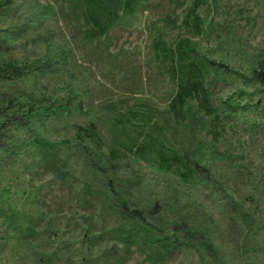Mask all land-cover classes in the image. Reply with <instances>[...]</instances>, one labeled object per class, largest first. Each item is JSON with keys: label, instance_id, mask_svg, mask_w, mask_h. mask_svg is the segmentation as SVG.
<instances>
[{"label": "rangeland", "instance_id": "obj_1", "mask_svg": "<svg viewBox=\"0 0 264 264\" xmlns=\"http://www.w3.org/2000/svg\"><path fill=\"white\" fill-rule=\"evenodd\" d=\"M190 4L139 0L133 14L105 36L87 41L79 31L80 0H15L0 15V43L13 55L44 57L41 61L50 63L49 72L31 73L17 89L64 95L74 86L85 111L95 107L93 118L109 140L110 113L117 108L141 98L162 112L167 109L174 87L155 59L152 42L162 36L172 44L188 36L198 58L210 61L208 85L218 121L210 125L208 117L197 116L189 130L182 125L179 131L171 118L166 123L216 182L193 187L170 172L141 164L134 166L135 182H126L131 188L121 189L136 192L134 200L127 197L131 206L155 199L171 202L197 229L208 230L207 237L218 247L215 264H264V88L249 81L253 66L264 59V0H206L199 9L203 22L197 33L184 24ZM4 32L11 33L7 45L1 42ZM79 116L40 115L35 125L14 130L3 140L0 264L214 262L197 242L177 248L160 263L148 260V246L127 249L118 237L124 222L81 152L71 148L47 158L38 154L33 139L39 134L50 141L68 139L74 124L85 121ZM2 189L8 198L1 197Z\"/></svg>", "mask_w": 264, "mask_h": 264}, {"label": "trees", "instance_id": "obj_2", "mask_svg": "<svg viewBox=\"0 0 264 264\" xmlns=\"http://www.w3.org/2000/svg\"><path fill=\"white\" fill-rule=\"evenodd\" d=\"M80 1L82 26L79 31L87 41L105 36L125 15L133 14L139 4V0ZM205 1L191 0L185 12L184 24L191 26L189 28L195 33L202 31L203 19L199 9ZM14 3L15 0H0V15L9 12ZM4 33L5 40L1 42L7 45L11 33ZM191 42L188 36L172 44H167L162 36L154 38L152 48L155 59L174 87L173 95L165 106L167 109L162 112L158 107H152L146 99L140 98L132 105L109 112L113 117L109 140L104 136L100 123L93 118L95 107L91 106L90 110L88 108L85 111L81 93L74 86L64 95L17 89L16 84L21 79L37 70L48 71L50 63L42 62L44 57L31 60V57L13 55L0 43V150L5 145L3 140L12 135L14 130L17 132L35 125L40 115L75 120L80 114L79 117L85 121L74 124L72 137L50 141L39 134L31 143L38 146V154L44 158L59 154L62 150H79L87 169L96 175L105 189L111 209L116 210L124 222H121L124 227H120L118 237L126 243L127 249L148 246V260L159 263L169 258L177 248L193 246L196 242L199 250L210 253L214 261L211 264L217 262L213 257H217L218 247L211 237H207L208 230L197 229L182 211L177 210V206L172 208L171 202L159 199L152 200L150 204L139 206L132 203L131 206L136 192L121 189L131 188L126 182H135L137 175L133 174L134 166L141 164L170 172L193 187L216 182L212 181L208 168L201 165L200 158L192 156L174 138L175 131L166 123L168 117L171 118L179 131L182 125L189 130L192 119L197 116L208 117L210 125L218 121L219 113L213 105L208 85L212 68L210 61L199 59L195 54L197 48ZM249 79L251 84L264 88V59L256 62ZM166 112L170 113L169 116ZM209 131L216 136L217 132L212 127ZM5 192L2 189L1 197L8 198ZM31 230L34 231L32 227L29 228Z\"/></svg>", "mask_w": 264, "mask_h": 264}]
</instances>
